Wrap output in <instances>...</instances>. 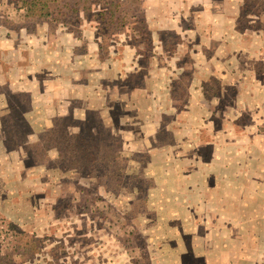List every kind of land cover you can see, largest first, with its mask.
<instances>
[{"label":"rangeland","instance_id":"rangeland-1","mask_svg":"<svg viewBox=\"0 0 264 264\" xmlns=\"http://www.w3.org/2000/svg\"><path fill=\"white\" fill-rule=\"evenodd\" d=\"M187 1L0 0V264H264V0Z\"/></svg>","mask_w":264,"mask_h":264},{"label":"crops","instance_id":"crops-1","mask_svg":"<svg viewBox=\"0 0 264 264\" xmlns=\"http://www.w3.org/2000/svg\"><path fill=\"white\" fill-rule=\"evenodd\" d=\"M207 0H188L187 4L189 5V8H196V7H202L203 8V13H207L210 11H212V9H214L215 4H212V2H210L208 4ZM199 15V14H198ZM197 15V16H198ZM195 22H196V18H195ZM231 24H233V21L231 22ZM249 164H251V162H249ZM210 165H214L213 163H210ZM225 167V166H224ZM232 166H229L226 163V167L225 169H231ZM234 168L235 169H240L241 168V163L240 162H234ZM189 177V176H187ZM218 182L215 186V188L217 187V185L224 183V184H230L233 183V193L230 194V196H224L225 194H223L222 196L218 197L219 201H222L223 199H225L226 201H229V207H236L240 208V205H242V207H246L248 204L252 203L255 199V195H257L258 193L260 194L262 192V189L260 188L259 191L257 193L254 194H250L247 197H243L242 196V191H241V184H242V177H234V179H232V182H230L231 180H228L227 177L223 176L220 178H215ZM245 180L251 181L250 178L248 177H244ZM192 179L189 177L187 181H189L187 184V188L185 190V192L187 194H192L194 196L193 201H189L188 199H182L180 201H182L180 203L181 208H186V211H188V213L190 214L188 216L187 219H184L182 217L183 214L175 212L173 214H171L172 216H175L177 219H179L180 221V226H184V225H188L189 227H191L192 232H196L197 231V227L202 226V230H204L203 232L206 238H209L210 235V223L213 225V219L211 218V215H213V211L215 212V208H210V205L208 202L210 201V199H215L214 196L211 194V189L213 187H209L205 185V181L206 178L205 177H198L195 178L194 181H191ZM257 179H253V182H255ZM221 181V182H220ZM182 183V182H181ZM222 198V199H221ZM184 206V207H183ZM260 211L262 212L264 210V203L261 204L259 206ZM242 213V212H241ZM239 213V215L237 217H235V219L233 220V222L231 221V223H233L232 225H228L227 227H232L230 229H233V232L235 231L236 236H243L246 235L247 232H250L252 239L254 240L255 238H257L255 236V233L253 231V229H257V231L262 230L264 232V215L261 217V213L258 214L255 217V224L252 225V229L251 230H247L245 228V223L244 220L246 218L245 214H241ZM198 216H201L200 219H194V218H198ZM192 217V221L189 220V218ZM223 217L221 220L222 222H225V218L224 216L220 213L219 218ZM206 218V219H203ZM211 218V219H210ZM227 224L229 222H226ZM182 231L185 230L184 227H182L181 229ZM190 230V229H189ZM191 231V230H190ZM228 231V230H227ZM227 231L222 232L223 235H221L220 239L223 241H220V243H225V239L227 237H229ZM219 235V234H218ZM196 245V244H195ZM222 249L225 248V246L223 245L221 247ZM223 257H226L224 254H222L221 252H219V254H217V258H220V260H208L207 263L212 262L215 264H223L226 263L223 260ZM232 258H234V256H231V258L229 259V262L227 264H233L232 262Z\"/></svg>","mask_w":264,"mask_h":264}]
</instances>
